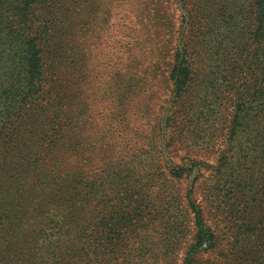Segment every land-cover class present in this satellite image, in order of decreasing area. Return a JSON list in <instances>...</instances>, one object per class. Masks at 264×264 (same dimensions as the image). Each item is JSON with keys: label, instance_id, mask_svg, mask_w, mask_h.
I'll return each mask as SVG.
<instances>
[{"label": "rangeland", "instance_id": "obj_1", "mask_svg": "<svg viewBox=\"0 0 264 264\" xmlns=\"http://www.w3.org/2000/svg\"><path fill=\"white\" fill-rule=\"evenodd\" d=\"M252 3L46 0L30 5L26 23L34 24L24 36L45 42L43 86L35 101L20 62L24 17L3 6L2 16L12 15L17 31L0 33L1 44L12 42L0 47V264H12L18 253L21 260L13 264L33 262L37 247L28 226L35 220L47 222L52 240L58 236L56 220L66 223L63 232L70 228L73 239L74 226L85 238H99L86 250L62 238V249L76 251L77 264L93 262L92 253L99 255L95 249L105 256L100 264H183L194 235L190 201L203 210L216 235L202 263L264 264V167H241L237 160L239 142L230 141V128L238 86L227 92L214 79L219 65L210 40L220 37L210 39L207 19L216 15L221 38L234 39L240 13L250 12ZM189 36L197 38V53L191 79L177 97L171 70ZM223 154L228 171L250 168L248 185L262 200L259 213L248 215L244 202L229 197L209 204L214 188L231 187L224 185ZM74 178L83 179L76 187L80 202L62 209L60 190L74 187ZM89 186L96 188L90 196L85 195ZM245 213L257 218L250 222L253 231L241 220Z\"/></svg>", "mask_w": 264, "mask_h": 264}, {"label": "trees", "instance_id": "obj_2", "mask_svg": "<svg viewBox=\"0 0 264 264\" xmlns=\"http://www.w3.org/2000/svg\"><path fill=\"white\" fill-rule=\"evenodd\" d=\"M46 0H15V4H10L7 1L0 0V33L8 31L10 34L14 35L16 29L13 24H11V17H3L2 8L7 5L11 9L10 13L22 14L24 19H19V23L22 25L21 34L19 36V41L23 43L25 49L22 50L23 56L21 58L22 66L24 68V73L26 80L24 84L28 89L29 97L31 96L33 101L39 96L43 86L44 80V67L43 60L41 56V50L45 44L44 37L40 38L37 36L29 37L24 36V31L27 28H31L34 22L26 23V17L28 14V8L30 5L44 3ZM183 3H191V0H181ZM252 6L250 12L240 13V22L235 25L236 34L234 39H231L226 35L221 38L222 28L219 25L218 17L211 15L207 17L210 23L209 37L210 39L214 34H218L220 37L219 42L217 40H210V44L215 49V59L218 58L217 73L218 78L214 79L221 80L225 84L226 90L237 85L238 88L235 91L234 103H235V118L233 125L230 128V141L239 142L238 150L241 153L237 160L241 161V167L244 163L246 166L250 167H264V0H252ZM201 6V3L199 4ZM199 6V7H200ZM198 8V7H197ZM200 9V8H199ZM201 10L203 11L202 7ZM200 10V11H201ZM190 17V16H189ZM197 16L190 18L196 19ZM11 24V25H10ZM197 24H193L196 28ZM8 39H12L11 35H8ZM196 37H190L183 48L179 49L175 54V59L173 61L171 70V79L173 80V85L175 87V92L177 97H180L187 86V82L191 79L193 68L191 67L192 55H196V46H198V41ZM0 42L2 43L1 37ZM1 45H10L12 42L6 40ZM3 52V50H2ZM215 60V61H216ZM18 62V61H17ZM221 64V66H220ZM9 68V67H8ZM228 92V90H227ZM54 145H51L53 147ZM223 165L225 171L222 175H226L224 185L231 186L230 188L221 190L214 188L213 193L207 196L209 204L212 206L213 203L217 201L218 198H232V200H237L239 203H245L246 212L248 215L259 213L261 210L262 200L259 199L258 195H255V186L248 185L250 177L252 174L248 173V170H239L236 167L227 170L226 157L225 154L222 155ZM228 164V163H227ZM83 179L78 180L73 179L72 184L74 187L63 186L60 190L59 200L64 201L65 205L62 209L68 210L74 203L80 202L76 195L78 192V184H81ZM89 190L85 195L89 193L94 194L96 191L95 186L87 187ZM221 193V194H220ZM81 194V193H80ZM78 193L79 198L81 196ZM90 196V195H88ZM189 204L190 212L193 215V243L191 244L187 257L183 264H198V260L202 263V256L211 252L216 245V235L212 233L211 229L205 224L203 217V210L199 208L195 202L190 201ZM243 203V204H244ZM232 204L228 207L231 208ZM229 208H226L228 210ZM253 210V211H250ZM231 211V210H230ZM245 215V216H244ZM243 215L241 220L250 226V222L256 220L257 218H245L246 213ZM247 215V216H248ZM253 216V215H251ZM106 221V220H105ZM2 221L0 220V224ZM54 223L57 231H54L58 235L55 239H50V230L46 228L47 222H38L37 220L28 226V230L31 233V237L35 240L36 251L33 252L34 259L31 264H77L75 261L74 253L76 251H65L62 249V238L64 240H69L70 245L80 246L81 250H86L87 247L92 248L96 245V241L99 238L96 237V241H92L82 235V229L79 230L78 226H74L76 232L71 238L72 234H69L70 228L66 229L64 232V226L62 221L56 220ZM108 223V222H107ZM260 224L259 222H257ZM4 225H2V230H4ZM109 225V224H108ZM245 225L241 224L240 227ZM251 227V226H250ZM253 231V228L251 227ZM61 231V232H60ZM71 238V239H70ZM108 239V238H105ZM74 240V241H71ZM108 241V240H107ZM67 242V241H66ZM47 246H50L49 248ZM109 244H106L105 248H102L105 255L109 253ZM79 250V249H78ZM101 251V249L99 250ZM83 253L84 251H79ZM92 253L95 259L93 262L91 260H86V264H100L101 258L105 256L102 252ZM21 253H18L13 260L20 261L19 257ZM87 257V256H86ZM83 260V259H82ZM4 261V264H9V260ZM96 262V263H94ZM12 263V264H13ZM82 264V262H80ZM205 264V263H202Z\"/></svg>", "mask_w": 264, "mask_h": 264}]
</instances>
